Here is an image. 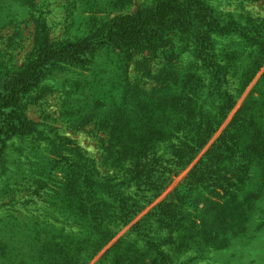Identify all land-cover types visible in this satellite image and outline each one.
Wrapping results in <instances>:
<instances>
[{
    "label": "trees",
    "instance_id": "trees-1",
    "mask_svg": "<svg viewBox=\"0 0 264 264\" xmlns=\"http://www.w3.org/2000/svg\"><path fill=\"white\" fill-rule=\"evenodd\" d=\"M244 20L221 21L204 0H153L95 36L51 44L41 33L30 61L0 75V166L8 168L14 136L37 134L22 96L62 63L82 71L70 82L80 97L74 123L110 134V172L73 159L56 192L60 214L32 226L16 255L2 235L0 258L11 261L0 264H214L231 247L232 260L248 261L244 247L264 239V19ZM104 49L117 59L96 60ZM145 51L150 88L131 74L133 55ZM212 196L209 219L199 205Z\"/></svg>",
    "mask_w": 264,
    "mask_h": 264
},
{
    "label": "rangeland",
    "instance_id": "rangeland-1",
    "mask_svg": "<svg viewBox=\"0 0 264 264\" xmlns=\"http://www.w3.org/2000/svg\"><path fill=\"white\" fill-rule=\"evenodd\" d=\"M153 0H0V75L16 71L28 63L36 54L39 35L43 32L53 43L75 40L81 37L95 36L100 29L114 17L133 15L141 7ZM214 7L221 21L244 17V21L264 19V3L243 0H204ZM147 52L135 53L131 60V74L140 85L150 88L154 82L142 77L141 69ZM117 51L100 50L96 60L117 59ZM121 57V56H119ZM155 68H161V58H153ZM82 72L72 65L62 63L48 71L38 86L28 90L21 99L20 107L24 115L34 123L37 134L25 139L22 134L14 136L8 142L10 161L8 168L0 166V237H8L11 254L16 255L23 247L31 244L29 230L32 226L42 228L44 221L60 214L56 209L59 200L56 192L62 189L63 170L69 167L73 159L84 157L94 163L104 173L106 169L104 144L109 132L97 129L92 123L84 127L74 121L78 115L79 95L77 89L70 86L72 79ZM257 80V79H256ZM256 80L252 83L256 82ZM69 97V98H68ZM66 99H68L66 101ZM70 110V114L64 111ZM182 139L175 143L183 144ZM212 145H206L198 154L200 158ZM30 153L26 159V154ZM12 160V161H11ZM53 167L54 172H39L42 168ZM55 166V167H54ZM5 171V172H3ZM187 171L180 172L161 194L157 202L174 192L176 185ZM61 195V193H60ZM212 198V199H211ZM201 202L202 215L210 219L211 202ZM150 208V207H149ZM58 228V224H54ZM53 227V225H52ZM45 233V231H42ZM242 255H249L248 261L264 259V239L245 248ZM233 249H221L211 262L214 264H243L242 259H231ZM247 251V252H246ZM15 259V257H14ZM98 257L90 264H96ZM3 261L11 259L0 258ZM257 264H264L259 262Z\"/></svg>",
    "mask_w": 264,
    "mask_h": 264
}]
</instances>
